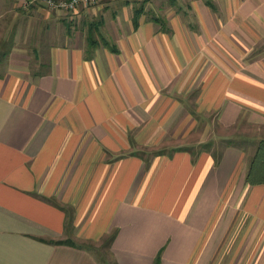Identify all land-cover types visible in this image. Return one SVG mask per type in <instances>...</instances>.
Instances as JSON below:
<instances>
[{
    "label": "crops",
    "instance_id": "1",
    "mask_svg": "<svg viewBox=\"0 0 264 264\" xmlns=\"http://www.w3.org/2000/svg\"><path fill=\"white\" fill-rule=\"evenodd\" d=\"M24 1L0 0V264H264L231 143L264 139V0Z\"/></svg>",
    "mask_w": 264,
    "mask_h": 264
},
{
    "label": "built area",
    "instance_id": "2",
    "mask_svg": "<svg viewBox=\"0 0 264 264\" xmlns=\"http://www.w3.org/2000/svg\"><path fill=\"white\" fill-rule=\"evenodd\" d=\"M105 0H25L24 6H43L55 13H74Z\"/></svg>",
    "mask_w": 264,
    "mask_h": 264
},
{
    "label": "rangeland",
    "instance_id": "3",
    "mask_svg": "<svg viewBox=\"0 0 264 264\" xmlns=\"http://www.w3.org/2000/svg\"><path fill=\"white\" fill-rule=\"evenodd\" d=\"M0 71H2L1 68H0ZM244 131L247 132V135ZM196 136L197 135L193 136L194 141L196 139ZM200 136H202V135H200ZM231 136H232L231 137V139H232L231 143L232 144H238L244 148L245 158H246V162H247V170L246 171L248 172L249 166L252 163L254 154L256 152L257 145L260 141L259 135L255 133L254 125H251L248 123L246 126L241 127V133H238L236 135H231ZM262 136H264V135H262ZM262 138H264V137H262ZM261 140H264V139H261Z\"/></svg>",
    "mask_w": 264,
    "mask_h": 264
},
{
    "label": "trees",
    "instance_id": "4",
    "mask_svg": "<svg viewBox=\"0 0 264 264\" xmlns=\"http://www.w3.org/2000/svg\"><path fill=\"white\" fill-rule=\"evenodd\" d=\"M134 23L137 24L135 18ZM90 45L93 44L89 42ZM246 183L250 186L264 184V140H260L256 152L254 154L252 163L246 173Z\"/></svg>",
    "mask_w": 264,
    "mask_h": 264
}]
</instances>
